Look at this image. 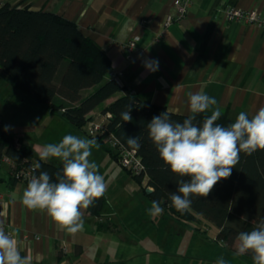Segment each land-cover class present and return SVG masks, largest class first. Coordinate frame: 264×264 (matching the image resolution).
<instances>
[{
  "label": "crops",
  "instance_id": "obj_1",
  "mask_svg": "<svg viewBox=\"0 0 264 264\" xmlns=\"http://www.w3.org/2000/svg\"><path fill=\"white\" fill-rule=\"evenodd\" d=\"M176 1L0 0V7L6 3L27 6L75 22L110 56L108 77L116 78L143 100L175 113L191 114L188 94L204 92L214 97L221 114L233 121L241 111L251 117L264 107V28L230 21L223 8L235 5L264 11V0H193L186 17L165 28ZM132 39L136 45L128 52L125 45ZM146 60H158V70L146 69ZM3 91L6 98L2 106L14 110L22 107L31 122L22 127L23 119H19L15 125L12 121L5 125L0 115L3 128L7 126L17 143L22 140L38 157L45 145L60 142L66 134L94 138L89 125L76 127L50 104L23 98L25 93L11 85L0 68V93ZM18 91L22 98L10 106ZM122 95V91L117 92L97 106L91 118L102 115V109ZM40 123H47L45 132L39 130ZM96 141L113 157L112 184L118 186L106 184L98 214L89 208L82 210L84 227L75 234H68L45 211L24 206L21 197L27 182L14 181L9 165L0 163V223L6 232L13 233L21 255L30 257L31 264H216L220 257L226 264H254L245 255L236 256V240L228 243L220 237V229L204 216L179 219L161 202L164 212L150 216L153 200L145 192L146 180L142 186H130L114 155ZM92 150L90 160L106 155L108 161L102 150ZM47 161L61 162L56 158ZM122 183L127 186H119Z\"/></svg>",
  "mask_w": 264,
  "mask_h": 264
},
{
  "label": "trees",
  "instance_id": "obj_2",
  "mask_svg": "<svg viewBox=\"0 0 264 264\" xmlns=\"http://www.w3.org/2000/svg\"><path fill=\"white\" fill-rule=\"evenodd\" d=\"M112 60L110 56L79 26L58 14L36 11L29 7L4 4L0 7V68L15 88L24 92L33 102L50 104L55 111L64 110V117L79 128L87 126L90 113L104 101L122 91L123 95L102 109L112 117L108 125L116 137L127 147V136H138L141 156L146 167V185L153 188L145 192L158 200L179 219L192 220L204 216L220 229V237L229 243L242 231H251L264 218V150L252 155L240 153L232 175L219 181L209 196L192 197L188 211L181 213L171 207L170 193L177 191V177L160 159L149 138L147 124L166 107L141 99L116 78L108 77ZM131 105V122H124L120 113ZM171 119L182 122L191 114L169 111ZM210 114H196L193 123L202 125ZM234 121L221 114L217 124L227 127ZM102 142L100 136H94ZM0 121V163L8 157L12 179L15 173L31 169V176L47 171L56 181L62 172V162L53 164L41 161L30 146L24 145ZM104 145V144H103ZM130 148V147H129ZM108 149V148H106ZM117 159V155L108 149ZM40 163L41 169L33 170ZM140 183L144 174L133 175ZM30 180L27 179V182ZM104 196L89 210L98 214ZM252 259L251 253L246 254Z\"/></svg>",
  "mask_w": 264,
  "mask_h": 264
},
{
  "label": "clouds",
  "instance_id": "obj_3",
  "mask_svg": "<svg viewBox=\"0 0 264 264\" xmlns=\"http://www.w3.org/2000/svg\"><path fill=\"white\" fill-rule=\"evenodd\" d=\"M151 72L159 68L158 60L144 61ZM189 115L182 122L171 119L169 111L154 116L147 124L148 135L156 147L160 159L177 177V191L170 193L171 207L178 212L188 211L192 197H207L214 186L232 175L240 159V153L252 155L264 150V107L251 117L241 111L227 127L217 124L221 108L214 97L204 92L188 94ZM215 106V107H214ZM212 110L202 125L193 123L196 114ZM131 105L120 113L124 122H131ZM5 127V131H8ZM127 144L133 150L140 148L138 136H127ZM99 145L95 138H82L66 134L58 143H48L39 152L41 161L56 158L62 162V172L56 173V181L47 171L32 175L22 193L21 202L29 210L45 211L68 234H75L84 227L83 211L102 198L107 185L99 173L98 165L89 158L92 149ZM36 163L33 170L41 169ZM164 209L158 200L151 202L150 216L161 215ZM221 247L223 243L221 242ZM236 256L251 253L254 264H264V218L251 231L236 236ZM0 264H31V258L22 256L13 233L6 232L0 223ZM216 264H226L223 257Z\"/></svg>",
  "mask_w": 264,
  "mask_h": 264
},
{
  "label": "built area",
  "instance_id": "obj_4",
  "mask_svg": "<svg viewBox=\"0 0 264 264\" xmlns=\"http://www.w3.org/2000/svg\"><path fill=\"white\" fill-rule=\"evenodd\" d=\"M193 0H177L172 10L166 17L164 26L168 28L175 21L181 20L189 12V8ZM228 20L246 21L264 28V11L255 8L243 9L235 5H227L223 8ZM136 45V40H129L125 47L128 52H131ZM112 114L110 112L104 113L97 117H93L89 121V133L92 136H100L104 145L109 147L116 155L119 163L133 175L144 174V180L147 178L146 167L142 161L141 156L136 150L125 146L116 135L109 130L108 125ZM2 161L14 165L13 162L5 157ZM15 176L22 181H27L31 178V169H22L15 173ZM148 188H152L147 186Z\"/></svg>",
  "mask_w": 264,
  "mask_h": 264
},
{
  "label": "rangeland",
  "instance_id": "obj_5",
  "mask_svg": "<svg viewBox=\"0 0 264 264\" xmlns=\"http://www.w3.org/2000/svg\"><path fill=\"white\" fill-rule=\"evenodd\" d=\"M19 93H15L13 96V98L10 100V106L11 105H14V104H18V103H16L19 99H20V95H21V93H20V91H18ZM6 93L3 91L2 93H0V115L2 116V117H4L5 118V125H7V123L8 122H14V125L16 124V122H17V120H19V119H23L22 120V122L20 123V125L23 127H25L27 124H31V122H28L27 121V119L25 118V113L23 112L24 111V109L21 107V109H17V110H14V109H16V108H13V107H8L7 108V106H2V102L4 101V99L3 98H6L4 95H5ZM18 94V95H17ZM22 98V97H21ZM23 98H25L26 100H29L30 102H32L31 101V99L27 96V95H23ZM20 108V107H19ZM104 114V113H103ZM92 119V118H91ZM90 119V120H91ZM38 121H40V120H38ZM38 121H36L35 122V124L37 125L39 122ZM88 125H90L89 124V122H88V124H87V126ZM46 126H47V123H45V124H42V123H40V128L41 129H39L40 131H43V132H45V128H46ZM21 127V128H22ZM37 127H38V125H37ZM89 129V128H88ZM42 132V133H43ZM104 144V143H103ZM99 145V144H98ZM103 146H105L106 148H108V149H110L109 147H107L106 145H103ZM98 150H102L105 154H107L108 155V161H106L105 160V157H106V155H105V157H101L100 159H98V158H92V160L91 161H94L97 165H98V168L99 169H101L102 171L100 172L101 173V175H103L104 176V179H105V183L108 185V186H118V185H116V183L115 184H112V179L114 178L113 177V175L111 174V172L113 171L112 170V168H111V164H110V161L111 160H113V157L111 156V154L108 152V151H106L105 149H103L100 145H99V147H98ZM111 150V149H110ZM93 151V150H92ZM112 151V150H111ZM113 152V151H112ZM114 153V152H113ZM117 161H118V159H117ZM118 163H119V161H118ZM9 166H11L9 163H7ZM101 165H103V168H102V166ZM119 165L122 167V168H119L120 169V172H121V174L123 175V176H126V178L128 179V181H130V186H142V184H143V182L144 181H142V183H140L134 176H133V174L129 171V170H127V169H125L120 163H119ZM110 168V170L108 169V168ZM111 171V172H110ZM119 186H127V183H122V184H120ZM141 195L143 196L144 194H143V191H141ZM212 237V236H211ZM212 243V242H211ZM220 242H218V244H219ZM229 243V242H228Z\"/></svg>",
  "mask_w": 264,
  "mask_h": 264
},
{
  "label": "water",
  "instance_id": "obj_6",
  "mask_svg": "<svg viewBox=\"0 0 264 264\" xmlns=\"http://www.w3.org/2000/svg\"><path fill=\"white\" fill-rule=\"evenodd\" d=\"M59 114L63 115L64 110H59ZM146 191H147V193H151L153 191V188H147Z\"/></svg>",
  "mask_w": 264,
  "mask_h": 264
}]
</instances>
